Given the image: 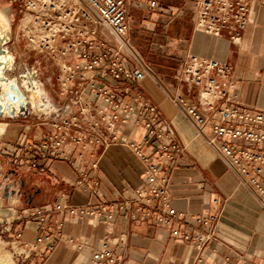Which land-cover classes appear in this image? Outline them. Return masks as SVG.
Segmentation results:
<instances>
[{
	"label": "built area",
	"instance_id": "1",
	"mask_svg": "<svg viewBox=\"0 0 264 264\" xmlns=\"http://www.w3.org/2000/svg\"><path fill=\"white\" fill-rule=\"evenodd\" d=\"M0 1L11 6L13 15L15 11L21 17L18 32L28 49L54 65L55 81L65 98L64 104H53L50 113L36 115L29 110L28 117H35L41 126L48 125L52 132L39 142L21 139L14 152L5 149L2 156L13 170L46 173L52 161L67 160V143L83 149L108 146L121 140L119 126L134 115L135 126L146 130V146L153 149L148 153L143 146L131 143L146 165V183L134 191V201L113 205L103 202L98 210L63 202L35 208L27 216V221L38 225V236L32 241L23 239L22 229L14 230L17 220L7 222L0 239L10 248L14 264H47L62 238L64 216L96 217L110 234L115 212L121 211L129 220L146 218L159 223L169 229L172 237L199 250L215 241L218 212L190 217L180 212L170 197V173L162 166L181 157L184 149L172 127L161 120L158 105L141 90H135L146 78L163 89L264 210V113L239 104L233 95V69L227 61L213 55H186L177 81L196 92L200 102L196 108L185 98L175 96L137 50L130 36L127 0ZM158 4L152 1L150 8ZM194 13L195 37L218 40L227 34L234 45L242 43L243 32L249 26L248 0H196ZM39 73L36 67L26 66L15 76L21 92L24 86L30 88L41 79ZM212 113L217 120L209 116ZM219 202L215 199L214 203ZM102 243L92 254L94 264H124L113 254L108 236Z\"/></svg>",
	"mask_w": 264,
	"mask_h": 264
},
{
	"label": "crops",
	"instance_id": "2",
	"mask_svg": "<svg viewBox=\"0 0 264 264\" xmlns=\"http://www.w3.org/2000/svg\"><path fill=\"white\" fill-rule=\"evenodd\" d=\"M152 1L159 2L153 9L150 8ZM248 1L249 26L238 46L227 34L218 40L194 36L196 0H127L130 36L137 35V42H157L154 45L160 63L154 64V68L159 71L162 83L194 107L200 106L196 92H190L187 85L178 83L177 76L186 55L198 53L227 61L233 69V95L239 104L264 113V0ZM14 60V74L19 75L21 72L16 65L23 61L18 54ZM22 65L26 68L27 60ZM38 67L43 76L41 65ZM54 71V65L47 63L45 72L51 73V77L42 84L48 101L60 106L65 103V98L60 94ZM5 75L11 80L15 76ZM135 90H141L158 105L161 120L172 127L184 149L181 157L162 166L170 173V197L175 207L190 217L218 212L215 241L199 250L172 237L169 229L159 223L146 218L129 220L121 211L115 212L110 234L96 217L64 216L62 238L47 264H94L92 254L102 247L107 236L113 254L124 264H264V210L259 199L239 182L236 174L227 168L205 138L198 135L159 85L146 78L135 86ZM91 99L98 104L92 96ZM209 116L218 118L214 113ZM136 119L137 115H134L127 124L120 125L121 140L108 146L99 144L83 149L67 143V160L52 161L46 173L14 169L17 175H11L0 188V234L7 222L17 220L14 230L22 229L26 241L35 240L38 225L35 221H27L35 208L63 202L88 205L98 210L103 202L113 205L134 201V191L146 183V165L131 143L143 146L148 153L153 151L146 146L145 128L135 126ZM50 132L52 129L48 125L41 126L33 117L0 118V142L11 152L21 139L39 142ZM1 159L4 163L0 169V182L6 171L12 169L7 160ZM29 187L37 192L26 200L22 189L25 191ZM215 199H219V204L214 203ZM180 227L184 228L183 225Z\"/></svg>",
	"mask_w": 264,
	"mask_h": 264
},
{
	"label": "bare ground",
	"instance_id": "3",
	"mask_svg": "<svg viewBox=\"0 0 264 264\" xmlns=\"http://www.w3.org/2000/svg\"><path fill=\"white\" fill-rule=\"evenodd\" d=\"M15 17L13 15V10L9 5H0V49L3 48L6 53L4 55L0 54V60L4 62V64L0 67L1 75L6 77L8 81L12 82V80L5 75L6 73L13 74L15 70L14 66V52L9 50V46L13 39V22ZM5 71V72H4ZM14 75V74H13ZM15 77V76H14ZM3 82L0 81V89L4 92H7L11 86L10 82ZM42 80H35L33 86L29 88L25 87L26 90L22 89L25 103L27 104V108H29L30 113L41 115L42 113H50L53 110V105L50 103L46 97V90L43 87ZM20 87V86H18ZM0 92V106L1 104L6 106L5 103V93ZM48 95V94H47ZM16 111L17 113L20 110V105L16 104ZM30 106V107H29Z\"/></svg>",
	"mask_w": 264,
	"mask_h": 264
},
{
	"label": "rangeland",
	"instance_id": "4",
	"mask_svg": "<svg viewBox=\"0 0 264 264\" xmlns=\"http://www.w3.org/2000/svg\"><path fill=\"white\" fill-rule=\"evenodd\" d=\"M2 4L8 5L7 3L0 1V5H2ZM14 17L16 18V20L14 19L15 21L12 24L14 35H13V39H12L11 44H10V50H12L14 52V54H18L19 59H21L23 61L21 63H18L16 65V68H19L18 71L22 72V70H23L22 64L26 60H27L28 66L36 67L38 70H39L38 65L39 66L41 65V69L43 70L44 75L41 76V74L40 73L39 74L41 76L42 81L45 83L51 77V73L45 72L46 65H47V63L49 64L48 59H45L41 54L40 55L36 54V53H34L28 49V46H26V43L20 38L19 32H18L21 17H19L15 11H14ZM146 26H149V25H146ZM148 28H151V27H148ZM155 31H153L151 33L153 34ZM136 36L137 35L133 34L131 38H133L132 41L135 40L134 44H135L137 50L142 54L143 57H145L148 60V63L154 69V71H157L154 68L155 65H158L160 63V60H158L157 56H156L157 47H156V45H154L157 42L155 40L153 42L149 40V42H151V43H148L146 41L137 42ZM14 72H16V70H14ZM14 72H13V74H14ZM156 73L159 74V71H157ZM14 75L16 76V74H14ZM34 118L35 117H33V119ZM4 150H5V148L2 145V143L0 142V159L3 158L2 154H3ZM14 261L15 260H13V258H12L10 248L5 246V242L3 239H0V264H14Z\"/></svg>",
	"mask_w": 264,
	"mask_h": 264
},
{
	"label": "water",
	"instance_id": "5",
	"mask_svg": "<svg viewBox=\"0 0 264 264\" xmlns=\"http://www.w3.org/2000/svg\"><path fill=\"white\" fill-rule=\"evenodd\" d=\"M6 51L1 48L0 49V54L4 55ZM4 64L2 60H0V67L1 65ZM15 64V60H14ZM5 72V71H4ZM34 77H37V74H35V69H34ZM21 79H24V76H21ZM0 81L7 82V78L1 75L0 72ZM10 82V81H8ZM11 86L7 92H4L2 89H0L1 93H5V103L6 106L1 104L0 106V118H7V117H22V118H27V115L29 114V109L27 108V104L25 103L24 100V95L21 92V89L18 87V79L14 77L12 79V82H10ZM24 88V87H23ZM26 90V88H24ZM2 99V96H0ZM16 104L20 105V110L17 113L16 111ZM4 163V160L0 159V169H2V164ZM11 175H17L16 171L13 169H8L6 171V176L5 178L0 182V188L5 184V181L9 179Z\"/></svg>",
	"mask_w": 264,
	"mask_h": 264
},
{
	"label": "flooded vegetation",
	"instance_id": "6",
	"mask_svg": "<svg viewBox=\"0 0 264 264\" xmlns=\"http://www.w3.org/2000/svg\"><path fill=\"white\" fill-rule=\"evenodd\" d=\"M22 191H23L22 196H23L26 200L29 199V197H31L34 193L37 192L36 189H35V188H32V187H29V189H25V191H24V189H22Z\"/></svg>",
	"mask_w": 264,
	"mask_h": 264
}]
</instances>
